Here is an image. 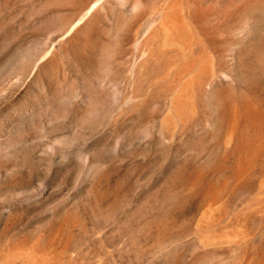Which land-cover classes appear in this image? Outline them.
Returning a JSON list of instances; mask_svg holds the SVG:
<instances>
[{"label":"rangeland","instance_id":"374dc122","mask_svg":"<svg viewBox=\"0 0 264 264\" xmlns=\"http://www.w3.org/2000/svg\"><path fill=\"white\" fill-rule=\"evenodd\" d=\"M0 264H264V0H0Z\"/></svg>","mask_w":264,"mask_h":264}]
</instances>
